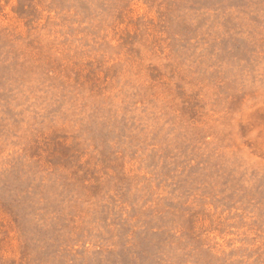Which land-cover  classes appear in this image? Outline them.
Masks as SVG:
<instances>
[{
	"label": "rangeland",
	"instance_id": "obj_1",
	"mask_svg": "<svg viewBox=\"0 0 264 264\" xmlns=\"http://www.w3.org/2000/svg\"><path fill=\"white\" fill-rule=\"evenodd\" d=\"M0 264H264V0H0Z\"/></svg>",
	"mask_w": 264,
	"mask_h": 264
}]
</instances>
